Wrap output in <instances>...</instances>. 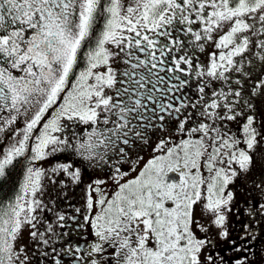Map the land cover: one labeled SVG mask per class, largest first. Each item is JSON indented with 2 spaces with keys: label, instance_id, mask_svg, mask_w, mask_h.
<instances>
[{
  "label": "snow or ice",
  "instance_id": "1",
  "mask_svg": "<svg viewBox=\"0 0 264 264\" xmlns=\"http://www.w3.org/2000/svg\"><path fill=\"white\" fill-rule=\"evenodd\" d=\"M17 173L0 264H261L264 0H0Z\"/></svg>",
  "mask_w": 264,
  "mask_h": 264
},
{
  "label": "flooded vegetation",
  "instance_id": "2",
  "mask_svg": "<svg viewBox=\"0 0 264 264\" xmlns=\"http://www.w3.org/2000/svg\"><path fill=\"white\" fill-rule=\"evenodd\" d=\"M142 155L145 156V159L149 158V153L146 151L144 153H142ZM74 155H69L67 153L64 154H58L57 159L54 160L56 162H60V163H72L74 164L75 167H80V160L74 156V158H72ZM82 174H83V180L84 183L81 184V188L79 189L78 193L73 197V199L70 201L73 205H78L80 203V198L78 196L79 192L81 191V189L84 188V186L90 181V179L93 177V170L88 168L85 170H82ZM264 263V262H263Z\"/></svg>",
  "mask_w": 264,
  "mask_h": 264
},
{
  "label": "rangeland",
  "instance_id": "3",
  "mask_svg": "<svg viewBox=\"0 0 264 264\" xmlns=\"http://www.w3.org/2000/svg\"><path fill=\"white\" fill-rule=\"evenodd\" d=\"M73 157H74V156H73ZM53 163H56V161H54V160H50L47 164L44 165V167H49V166H50L51 164H53ZM80 188H81V185H80L79 187L75 188V189L69 188V189L67 190V195H68V197L70 198V201H71V200L73 199V197L78 193V191H79ZM49 191H50V198H51L52 200H54V201L56 202V204H57L61 209L65 208L66 205H67V201H65V200L63 199L62 195L60 196V198H57V192H58V190H57V192H52L51 189H50ZM81 195H82V189H81V191H80L79 194H78L79 198L81 197ZM46 199H48V197H46ZM79 205H80V203L77 205V207H78ZM49 219H52V217L49 216ZM262 264H264V263H262Z\"/></svg>",
  "mask_w": 264,
  "mask_h": 264
},
{
  "label": "trees",
  "instance_id": "4",
  "mask_svg": "<svg viewBox=\"0 0 264 264\" xmlns=\"http://www.w3.org/2000/svg\"><path fill=\"white\" fill-rule=\"evenodd\" d=\"M19 178H20L19 173L13 174L11 181H6L3 183L2 187H0V199H7L8 196L12 195L13 189L15 187V183L19 180ZM258 248L261 250V252H264V243L258 244ZM263 262L264 261H261V264Z\"/></svg>",
  "mask_w": 264,
  "mask_h": 264
}]
</instances>
